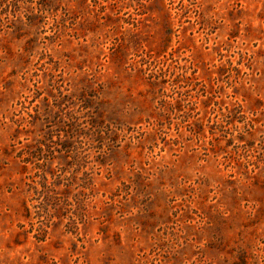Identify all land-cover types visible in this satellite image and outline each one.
<instances>
[{
  "label": "rangeland",
  "instance_id": "374dc122",
  "mask_svg": "<svg viewBox=\"0 0 264 264\" xmlns=\"http://www.w3.org/2000/svg\"><path fill=\"white\" fill-rule=\"evenodd\" d=\"M0 264H264V0H0Z\"/></svg>",
  "mask_w": 264,
  "mask_h": 264
}]
</instances>
